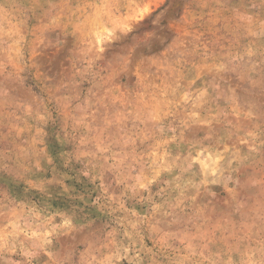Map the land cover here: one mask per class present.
Segmentation results:
<instances>
[{
	"label": "rangeland",
	"instance_id": "374dc122",
	"mask_svg": "<svg viewBox=\"0 0 264 264\" xmlns=\"http://www.w3.org/2000/svg\"><path fill=\"white\" fill-rule=\"evenodd\" d=\"M0 264H264V0H0Z\"/></svg>",
	"mask_w": 264,
	"mask_h": 264
}]
</instances>
